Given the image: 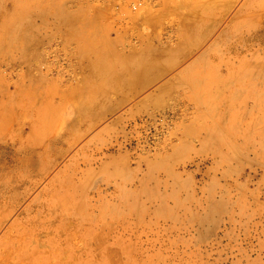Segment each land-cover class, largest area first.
<instances>
[{"label":"rangeland","instance_id":"374dc122","mask_svg":"<svg viewBox=\"0 0 264 264\" xmlns=\"http://www.w3.org/2000/svg\"><path fill=\"white\" fill-rule=\"evenodd\" d=\"M32 1L0 0V37L4 15L20 8L33 24L24 33L39 41L0 53V91L12 92L27 70L43 75L48 97L41 110H50L51 118L39 122L31 113L13 122L9 116L0 128V196L15 201L0 197V219L8 217L0 238L12 222H21L34 199L58 195L77 207V215H42L48 251L55 246L84 255L95 249L91 238H82L87 231L108 243L99 252L119 264H230L238 249L255 247L264 231V135L259 138L249 122L256 114L263 118L264 101L197 102L191 96L198 89L187 90L179 73L238 21L253 28L247 44L229 58L239 70L234 75L264 78V0H227L222 15L212 5L200 11L212 0H44L47 6ZM189 8L213 31L163 81L132 97L129 90L137 82L122 77L119 67L138 64L139 55L155 47L178 48L179 21ZM84 29L90 30L89 43L112 53L83 54L84 36L77 35ZM70 34L78 41L67 42ZM22 55L33 58V69L20 63ZM247 82L232 81L230 88ZM165 84L169 94L161 93ZM90 97L92 108L84 104ZM120 99L126 102L115 105ZM8 103L0 94V112ZM30 157L36 163L29 169ZM7 182L16 184L8 193ZM239 213L243 226L219 224ZM116 247L125 252H112ZM262 256L258 264H264Z\"/></svg>","mask_w":264,"mask_h":264},{"label":"bare ground","instance_id":"6f19581e","mask_svg":"<svg viewBox=\"0 0 264 264\" xmlns=\"http://www.w3.org/2000/svg\"><path fill=\"white\" fill-rule=\"evenodd\" d=\"M39 1H41L42 4H45V6L48 5V2L44 3V0ZM28 2L34 1L28 0ZM211 2L212 3L208 2L207 4L205 2V5L200 8V11L202 13L210 11V7L212 5L213 7L218 9L219 14L221 12V15L227 12V0H212ZM0 5H2V3H0ZM34 5L38 9H40L39 11L42 10V8L38 7L37 3H34ZM3 19L4 22L2 24L4 28L3 33L0 37V53L7 52L10 47L27 48L29 44L31 45L37 43L38 39L36 37H34L32 34H29V32V36L24 33V31L26 30L25 27L33 26V24L32 22L27 24L28 20L24 19L20 8H16L13 11L6 13ZM179 23L181 26H183V29L181 27L180 37L182 38V40L180 41L178 48L168 49V47L166 46L162 48L155 47L153 49H149L145 53H139L140 62L138 64H136L135 62H131V64L128 65L124 62L119 67V71L121 72L122 77H125L130 81L132 80L134 83L137 82V85H135V87L131 86L132 88H130L129 90V93L132 95V97H134L139 91H143L161 81L163 78H165L171 68L181 65L183 61L187 59V57H189L194 51L198 50L202 46L207 36H209L213 31L212 28L210 29L207 28V26H204L206 24L203 22L200 16L196 14V10H193L191 8L188 9L186 14L180 19ZM247 23L248 24H244L238 21H234L228 24L226 29H223V33L217 36V38L214 40V45H212L210 51L203 53L201 56L192 60L187 67H183L181 69L179 74L185 77L184 86L186 87V89H198V92H195L194 95L191 96V98H194V101L202 103H208V101L229 102L228 104L230 105L237 104V102L246 99L254 105L260 104V101H264V78L260 80L255 79V77H253L252 79V76L250 75V77L244 74H242V76L234 75V73L239 70H236L234 67H232V65L230 64L231 61L229 60L232 54L234 55L236 52L240 51L251 38V29L253 27L251 26L250 22ZM38 27L40 28V26ZM86 29L82 30L77 35L79 36L81 34L84 36H82L83 38L80 40V51L83 54L86 51H98L96 53L98 54V56L107 54V52L112 53L113 49L107 51L104 47L101 50L100 46H94L95 43H89L87 40L91 33L90 30ZM68 36H64L67 42L73 41V39L78 41V38L72 37L71 34ZM89 45L93 46L94 48H90ZM16 59L18 60V57H16ZM32 60V57H26L23 55L19 57L20 63L24 66H27V69L34 68ZM168 60L172 61L170 62ZM223 70H226L228 72L226 76L216 75V73L221 74ZM28 71L29 70L24 72L23 81L20 80V82H15L12 92L0 91V94L3 97L7 98V101L9 102L7 106H3L6 109L4 113L0 112V128H2V126L6 123L9 116L13 118V122L22 117H28V115L31 113H33L31 115L35 116L39 122H44L45 120L47 121L51 118L50 110H41V106L43 109L47 103L46 97H48V80L43 75L41 76V74L33 75ZM258 73L259 71L256 70L255 75ZM135 78H137V81H135ZM232 81H248V84L244 87L241 86L231 89L230 86ZM166 86L167 84L162 87L163 89L161 93L164 92L169 94L170 89L168 86ZM243 88H245V90H249L248 94H244L243 91H241ZM182 89L185 88L182 87ZM228 90L229 93L226 94ZM156 96L158 95L153 96V98L155 99ZM242 97H244V99H241ZM70 100L71 98L68 101ZM94 102V97H90V100H85L84 104L92 108ZM123 102L126 101L120 99L114 104L118 105L119 103ZM208 104L214 105L210 103ZM68 105L66 106L69 107ZM253 110H255V107H251V113ZM259 115L260 114H256L249 122V125L252 127L251 130L258 132V135L260 136L259 138H261V136L264 135V112L261 114V116H263L262 119H258ZM61 121L59 123H62ZM263 146L264 145H262L261 147ZM33 158L34 157H30V160H28V165L30 166H28L29 169L31 167L34 168V165L36 163L35 159ZM23 175L25 178L26 174ZM9 183L10 182H7V184L4 185L6 193H8V191L11 192V190H14L16 188V184L11 185ZM0 197L6 199L5 201L3 200V203H15V201H12L10 197L5 195V193ZM119 200H121V198ZM63 202L64 201H62L60 196L51 195L39 201L34 199L30 205L28 204L26 206V213H24V215L22 216L21 222H17V220L15 222H12V224L2 232L0 238V264H119L115 260L111 259V254L103 252V254L101 255V253L99 252V248H103V250H105V248L109 245L98 237L93 238V234L89 231H87V233H84V235H82V238H84L85 240L91 238L94 242L95 249L86 251L84 255L82 253H68L66 252V249L56 248L55 246H53L50 251L43 248L46 247L42 239L43 226L45 223L42 219V215L44 213L55 217L56 215L69 216L74 214V217L77 215H75V213H72L77 212L76 206H70L69 204H67V202ZM7 218L8 217H3L0 219V228L3 224H5V222L8 221ZM237 218L236 216L231 217L229 215L228 218L220 219L219 224L228 222L230 226L233 227V229L243 226L245 223L243 222L242 213H239ZM64 224L66 225V222ZM228 234V231L223 232L222 237L225 238L228 236ZM74 235L75 234H72L73 237ZM261 237L264 238V231H262L258 235L259 241L255 247H252L251 245L249 246L248 244L247 246L238 249L239 255H234V259L230 261V264L261 263V258L264 254V243L260 240ZM250 239V237H246V239L244 238L243 240H247L250 242ZM86 246L88 249L89 244ZM226 250L227 245H222V251ZM111 251H119L121 253L125 252L123 250H120L118 247L111 249ZM97 255L100 256L97 257ZM92 256H95V259H89ZM221 260L226 261V257H221Z\"/></svg>","mask_w":264,"mask_h":264}]
</instances>
